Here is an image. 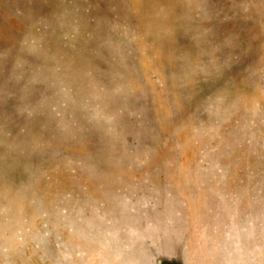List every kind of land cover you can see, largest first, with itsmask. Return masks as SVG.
<instances>
[{"label":"rangeland","instance_id":"obj_1","mask_svg":"<svg viewBox=\"0 0 264 264\" xmlns=\"http://www.w3.org/2000/svg\"><path fill=\"white\" fill-rule=\"evenodd\" d=\"M0 264H264V0H0Z\"/></svg>","mask_w":264,"mask_h":264},{"label":"trees","instance_id":"obj_2","mask_svg":"<svg viewBox=\"0 0 264 264\" xmlns=\"http://www.w3.org/2000/svg\"><path fill=\"white\" fill-rule=\"evenodd\" d=\"M53 15H54L53 16V20L54 21L51 22L50 26H53V27L59 29L58 26H61L59 21H61L60 17L63 15V13L58 11V12L54 13ZM14 16H15V18H19L22 21V23L24 24L23 27H22L23 30L21 31V33H22L23 36H25V33H29L31 31V28H30V26H31V24H30V15L23 16V15L16 14L15 12L12 11V17H14ZM71 23H72V25L70 26L69 29H71L74 33L79 32L80 30H82V26H80L79 23H77L75 21H71ZM45 27L49 28L48 26H45ZM24 29H27V30L24 31ZM40 36H41V34H40ZM60 36H63V35H60ZM26 41H27V43L30 42L29 40H26ZM36 43H38V42H36ZM62 43H63V39H60V41L58 43H56L54 40L46 41V43L45 42L44 43L40 42V46H41V49H42L41 56H43L44 58L48 57V59H51V57L54 54L55 55L59 54L57 56L60 57L61 54L63 53V50H62V47L59 46V45H62ZM113 43H115V42L113 41ZM117 46L120 49L124 48V46L123 45L121 46L120 44H117ZM49 66H50V64L48 63V61L45 62V64L41 63V61H40L39 68H40V72L42 74V77L45 78L46 74H48V76H49V79L46 80V82H52L56 78V77H54V74H51V73L47 72ZM58 67H59L58 64L53 65V69H55V70H57ZM43 69H45V71ZM78 85H80V84H79V81L77 79H72V82H69L68 80H65V79L63 80V82L61 83V88H60L61 91H62V95L60 96L59 100H63V99L65 100V103L63 105H66V109H63L62 111H59V110L56 111V112L54 111L52 117L55 116L58 119H60L61 121H65V122H68V121L73 119L72 118L73 115L69 114L67 112V109L69 108V109L72 110L74 108H77V105L79 104V99H81V97H84L82 94H80ZM11 86L15 87L16 86V82L14 81L11 84ZM48 93L52 94L51 95L52 99H54V100L57 99L54 96V93H55L54 91H48ZM78 107L82 108L80 104H79ZM84 107H85V109H87L86 106H84ZM70 132L75 133L74 129H72V131H70ZM125 137L128 138L130 141L133 138V136L129 135V133L126 134Z\"/></svg>","mask_w":264,"mask_h":264}]
</instances>
